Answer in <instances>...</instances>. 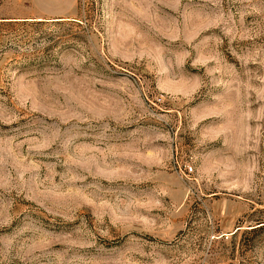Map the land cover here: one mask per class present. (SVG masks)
Wrapping results in <instances>:
<instances>
[{
	"label": "rangeland",
	"instance_id": "374dc122",
	"mask_svg": "<svg viewBox=\"0 0 264 264\" xmlns=\"http://www.w3.org/2000/svg\"><path fill=\"white\" fill-rule=\"evenodd\" d=\"M0 264H264V0H0Z\"/></svg>",
	"mask_w": 264,
	"mask_h": 264
},
{
	"label": "built area",
	"instance_id": "2783aa9c",
	"mask_svg": "<svg viewBox=\"0 0 264 264\" xmlns=\"http://www.w3.org/2000/svg\"><path fill=\"white\" fill-rule=\"evenodd\" d=\"M187 167H188L189 170H191V166L190 165H188Z\"/></svg>",
	"mask_w": 264,
	"mask_h": 264
}]
</instances>
